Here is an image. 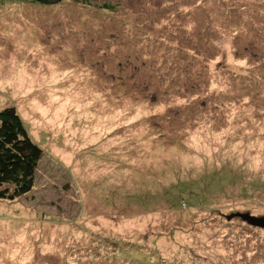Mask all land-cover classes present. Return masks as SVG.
<instances>
[{
	"label": "rangeland",
	"instance_id": "1",
	"mask_svg": "<svg viewBox=\"0 0 264 264\" xmlns=\"http://www.w3.org/2000/svg\"><path fill=\"white\" fill-rule=\"evenodd\" d=\"M90 1L0 0V110L42 150L0 264H264V0Z\"/></svg>",
	"mask_w": 264,
	"mask_h": 264
},
{
	"label": "trees",
	"instance_id": "2",
	"mask_svg": "<svg viewBox=\"0 0 264 264\" xmlns=\"http://www.w3.org/2000/svg\"><path fill=\"white\" fill-rule=\"evenodd\" d=\"M41 5L60 0H29ZM91 4L90 0H75ZM109 8L108 5L105 6ZM42 150L31 138L17 110L7 106L0 110V200L13 201L28 194Z\"/></svg>",
	"mask_w": 264,
	"mask_h": 264
},
{
	"label": "bare ground",
	"instance_id": "3",
	"mask_svg": "<svg viewBox=\"0 0 264 264\" xmlns=\"http://www.w3.org/2000/svg\"><path fill=\"white\" fill-rule=\"evenodd\" d=\"M27 27H28V26H27ZM27 27H26V28H27ZM26 28H25V29H26ZM16 43H17V42H16ZM26 43H27V42H26ZM28 43H29V42H28ZM33 43H35V42H33ZM30 44H32V43H30ZM35 45H36V44H35ZM32 47H33V46H32ZM38 47H39V46H38ZM34 48H35V47H34ZM20 49H21V48H20ZM31 55H32V54H31ZM41 56H42V55H41ZM31 57H32V56H31ZM39 57H40V56H39ZM46 57H47V56H46ZM42 58H45V57H42ZM42 58H41V59H42ZM15 60H18V61H19V59H15ZM20 60H21V59H20ZM42 60H43V59H42ZM42 60H41V61H42ZM11 61L14 62L13 60H11ZM23 61H24V60H23ZM41 61H40V62H41ZM43 61H44V60H43ZM24 62H25V61H24ZM24 62H23V64L25 65L26 63H24ZM40 62H39V63H40ZM45 62H46V61H45ZM49 63H50V62H49ZM49 63H48V64H49ZM30 64H32V63L30 62ZM40 64H41V63H40ZM54 64H55V63H54ZM54 64H51V65H54ZM18 65H19V63H18ZM20 65H21V64H20ZM49 65H50V64H49ZM15 66H16V65H15ZM22 66H23V65H22ZM22 66H21V67H22ZM28 66H29V64H28ZM38 66H39V65H38ZM6 67H8V66H5L4 68H6ZM9 67H10V66H9ZM21 67H20V69H21ZM26 67H27V64H26ZM39 67H40V66H39ZM45 67H47V62H46ZM49 67H50V66H49ZM49 67H48V68H49ZM52 67H54V66H52ZM56 67H57V65H56ZM17 68H19V67H17ZM24 68H25V67H24ZM24 68H22V69H24ZM28 68H30V67H28ZM32 68H34V67H31V70H32ZM36 68H37V67H36ZM40 68H41V67H40ZM9 69L12 70L11 67H10ZM52 69H53V68H52ZM52 69H51V70H52ZM25 70H26V69H25ZM25 70H23L24 73L27 72V71H25ZM29 70H30V69H29ZM33 70H34V69H33ZM39 70H40V69H39ZM23 71H22V72L20 71L21 74L23 73ZM34 71H35V70H34ZM37 71H38V70H37ZM45 71H46V70H45ZM45 71H43V72H45ZM52 71L54 72L55 70H52ZM56 71H57V70H56ZM35 72H36V71H35ZM50 72H51V71H50ZM53 72H52V74L55 75V73H53ZM81 72H82V71H81ZM37 73H40V72L38 71ZM25 74H26V73H25ZM29 74H30V73H29ZM29 74H28V72H27V75H29ZM19 75H20V74L18 73V76H19ZM23 75H24V74H23ZM23 75H22V76H23ZM27 75H26V78L28 79L29 76L27 77ZM35 75H38V74H35ZM35 75H34V76H35ZM7 76H8V74H7ZM18 76H15V77H18ZM22 76H21V77H22ZM50 76H53V75L50 74ZM56 76H57V75H56ZM75 76H76V75H75ZM21 77H20V78H21ZM30 77H31V76H30ZM38 77H39V76H38ZM48 77H49V76L47 75V78H48ZM0 78H1V77H0ZM26 78H25V80H26ZM44 78L46 79V76H45ZM44 78H43V79H44ZM50 78H51V77H50ZM52 78L55 79L56 77H52ZM76 78H77V77H76ZM15 79H16V78H15ZM38 79H39V78H38ZM7 80H8V79H7ZM25 80H24V81H25ZM28 80H30V79H28ZM28 80H27V82H31V81H28ZM31 80H32V77H31ZM35 80H36V76H35ZM49 80H51V79H48V81H49ZM0 81H1V80H0ZM19 81H21V80H19ZM24 81H23V82H24ZM38 81H39V80H38ZM46 81H47V80H46ZM15 82H16V81H15ZM33 82H34V81H33ZM50 82H51V81H50ZM25 83H26V82H25ZM31 83H32V82H31ZM29 84H30V83H29ZM43 84H44V83H43ZM1 85H2V84H1ZM40 85H41V84H40ZM23 86H24V85H23ZM27 86H28V85H27ZM32 87H33V86H32ZM32 87H31V88H32ZM26 88H27V87L25 86V89H26ZM25 89H24V90H25ZM27 89H29V91H30V88H27ZM1 91H3V90H1ZM21 91H22V90H21ZM21 91H20V92H21ZM15 92H16V91H15ZM2 93H4V92H2ZM3 95H4V94H3ZM25 95H26V93H25ZM26 96H27V95H26ZM39 96H40V95H39ZM4 97H5V96H4ZM4 97H3V98H4ZM24 97H25V96H24ZM43 97H44V96H43ZM1 98H2V97H1ZM1 98H0V99H1ZM19 98H20V96H19ZM22 98H23V97H22ZM26 98H27V97H25V99H26ZM32 98H33V97H32ZM25 99H24V100H25ZM27 99H28V98H27ZM27 99H26V100H27ZM35 99H36V97H34V100H35ZM38 99H39V98H38ZM48 100H49V99H48ZM21 102L23 103L22 100H21ZM38 102H39V101H37V103H38ZM24 103H25V101H24ZM24 103H23V104H24ZM23 104H22V105H23ZM25 104H26V103H25ZM40 104L42 105V103H40ZM44 104H45V103H44ZM23 106H24V105H23ZM42 106H43V105H42ZM44 106H45V105H44ZM137 106H138V105H137ZM25 107L27 108V106H25ZM25 107H24V108H25ZM33 107H34V106H33ZM28 111H29V110H28ZM118 112H121V109H120V111H118ZM31 113H32V112H31ZM121 113H122V112H121ZM124 115H125V114H124ZM127 115H128V114H127ZM155 126H156V125H155ZM155 126H154V127H155ZM141 127H142V126H141ZM155 128H157V127H155ZM158 129H160V128H158ZM158 132H159V131H158ZM145 133H147V132H145ZM150 133H151V132H150ZM148 134H149V133H148ZM151 134H152V133H151ZM151 134H150V135H151ZM58 150H59V149H58ZM62 152H63V151H62ZM193 153H195V152H193ZM99 175H100V174L98 173V176H99ZM98 176H97V177H98ZM101 176H102V175H100L99 177H101ZM97 177H96V178H97ZM96 178H94V179H96ZM98 179H100V178H98ZM101 181H102V180H101ZM101 181H100V182H101ZM96 182H98V181H96ZM109 195H110V194H109ZM109 197H110V196H109ZM107 198H108V197H107ZM110 198H111V197H110ZM15 225H16V224H15ZM14 227H15V226H13V228H14ZM16 227H17V226H16ZM1 240H2V239H1ZM2 243H3V242H2ZM5 246H6V245H5ZM17 248H18V247H17Z\"/></svg>",
	"mask_w": 264,
	"mask_h": 264
},
{
	"label": "water",
	"instance_id": "4",
	"mask_svg": "<svg viewBox=\"0 0 264 264\" xmlns=\"http://www.w3.org/2000/svg\"><path fill=\"white\" fill-rule=\"evenodd\" d=\"M243 219H246L247 222L251 223L254 226L264 228V218L257 219L248 215H243Z\"/></svg>",
	"mask_w": 264,
	"mask_h": 264
}]
</instances>
